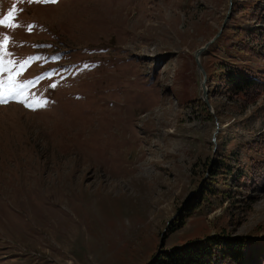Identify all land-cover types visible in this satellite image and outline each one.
Here are the masks:
<instances>
[{"label":"rangeland","instance_id":"obj_1","mask_svg":"<svg viewBox=\"0 0 264 264\" xmlns=\"http://www.w3.org/2000/svg\"><path fill=\"white\" fill-rule=\"evenodd\" d=\"M0 20V78L24 82L0 103V264L264 237V91L226 77L264 78V0H0Z\"/></svg>","mask_w":264,"mask_h":264},{"label":"trees","instance_id":"obj_2","mask_svg":"<svg viewBox=\"0 0 264 264\" xmlns=\"http://www.w3.org/2000/svg\"><path fill=\"white\" fill-rule=\"evenodd\" d=\"M226 77L237 92L255 96L264 91V78L237 67H229ZM254 173L256 180L261 178L260 174L264 176V161ZM208 190L206 184L199 196ZM144 264H264V237L257 239L230 233L205 235L158 250Z\"/></svg>","mask_w":264,"mask_h":264},{"label":"snow or ice","instance_id":"obj_3","mask_svg":"<svg viewBox=\"0 0 264 264\" xmlns=\"http://www.w3.org/2000/svg\"><path fill=\"white\" fill-rule=\"evenodd\" d=\"M29 2H33V0H29ZM34 2L37 3H57L58 0H34ZM13 10H9L8 17H12ZM5 20H0V24H4ZM9 37L4 38L3 44H0V73L4 72H11V69L7 67L6 65H14L16 62L12 60L5 61L4 55H11V53H6L4 49V45H6L7 41L9 40ZM28 63L27 61H24L21 63V70H23V65ZM19 75V73H15L13 75H10L8 80L5 81L3 78H0V103L6 102V97H12L20 102H23V87L24 82H18L16 77ZM54 86V85H53ZM32 106V105H28ZM43 106V105H41Z\"/></svg>","mask_w":264,"mask_h":264},{"label":"water","instance_id":"obj_4","mask_svg":"<svg viewBox=\"0 0 264 264\" xmlns=\"http://www.w3.org/2000/svg\"><path fill=\"white\" fill-rule=\"evenodd\" d=\"M203 48H204V46H200L199 48L196 49V51H195V61H196V65H197L198 70H200L203 74H205V71H204V69L202 67V64L200 62V59H199V55L202 52ZM201 96L203 97V99L205 101H207L206 100V87H205L204 84H202V94H201ZM169 220H170V218L168 219L167 223L169 222Z\"/></svg>","mask_w":264,"mask_h":264}]
</instances>
